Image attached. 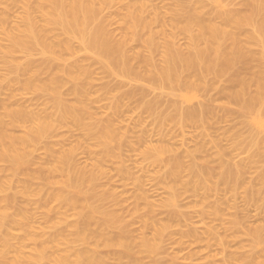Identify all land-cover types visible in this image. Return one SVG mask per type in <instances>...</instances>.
<instances>
[{
    "label": "rangeland",
    "instance_id": "374dc122",
    "mask_svg": "<svg viewBox=\"0 0 264 264\" xmlns=\"http://www.w3.org/2000/svg\"><path fill=\"white\" fill-rule=\"evenodd\" d=\"M202 2L206 4L207 12L214 10L212 0H107L100 4L102 7H100L95 25L96 23H106L108 33L114 42L121 43L125 40V27L131 21V14L138 13L144 22L157 21L154 27L158 32L157 52L162 53L166 45L165 41L172 40L170 37H164L162 32L167 34L173 32L170 19L174 12L180 8L178 4L183 3L188 8ZM248 2V0L245 2L243 0H222L223 6L219 9L222 11V16L225 15L224 18L231 14V11H233L232 13L237 11L245 14L246 11L250 12L249 7L245 5ZM12 3H14L13 0H0V62L2 61L4 64L6 60L3 59L7 57L4 58L3 52L5 53L8 41L3 37L2 31L11 29L15 24H20V21L22 23V18L25 15V9H21L22 5L18 4L17 6L14 3L16 8L11 6ZM211 6L212 8H210ZM5 12H8V17ZM222 16L221 20L224 19ZM4 17H7L8 20L5 23L2 22ZM258 18L257 21L260 22L261 17ZM254 30L253 26L246 27L244 36L246 38L254 36L257 33ZM263 31L261 34H255L254 37L258 38H256V43L246 44L249 49L247 50L254 56L255 61L252 66L256 68L255 73L264 72ZM59 33L62 34L60 30L56 29L54 34L59 35ZM59 36L63 37L62 39L66 38L64 35ZM73 41L71 53L57 51L58 54L56 53V57L54 55L53 57L44 54L43 48L39 47L36 49L38 52L35 50L32 54L33 57L30 56L34 60H31L29 56H18V61L20 60L22 63L31 60L36 62L35 64L37 62L42 64L46 60L45 57L50 60L58 57L55 61L56 68L60 62L64 63L65 61L63 66H66L60 67L62 71L60 69L56 71H60L57 74L60 79H63L61 91L64 92V99L76 111L78 115L76 114L75 117H79L80 122L55 115L40 117V120L34 124L32 122L25 125L21 123V127L16 128L11 123L12 119L0 116L2 129L8 137L25 135L28 137L26 142H16L21 153L18 159L9 156L4 161H0V251L4 250V241H7L11 246L10 253L6 254L4 258L0 257V264L11 262L14 259L13 248L18 245L22 246L26 256H30L36 251L44 252L49 259L41 264H56L58 261L55 263L54 260L61 254L69 256L68 264H78L77 257L81 258L83 264H92L90 258L93 255L103 261L101 264H264V208L259 212L260 206L263 204H261L262 199L264 202V156L263 159L260 158L256 162L257 168L251 165L252 169L245 171L243 179L246 177L247 181L244 180L246 182L243 181L244 184L239 185V189L236 188L237 191L236 189L227 191L229 194L223 193L224 190L226 192L225 187L224 189L220 187L222 191L218 189L213 193L210 192L209 197H207L208 192L205 189L204 192L202 189H199L202 190L201 192L198 190H196L198 192H194L195 190H191L193 189L191 183L188 184L190 177L187 172L182 174L181 181L177 184L171 182L170 179L171 183H166L163 178L168 171V164H164V161L168 162L178 154L187 156L188 152L189 155H200L198 152L195 153L196 147L202 145L204 141L209 144L207 147L210 155L207 154L208 159L211 157L216 161L214 164L210 158L211 161L208 163H211H209L210 165L207 163V166L209 165L213 169L219 168L220 156L224 152L222 147L226 145L227 151L228 149L233 152L235 150L234 147H231L230 137L234 138V135H245V133V136H249L251 130H258L250 121L252 116L249 121L241 119L248 116H240L238 114L241 113L239 106L232 105L230 99L228 104L227 96L224 95L226 90L233 86L232 82L228 81H231V77L241 71L243 66L233 68L226 73L227 76H230L226 77L224 74L219 77L220 80L217 78L218 81L215 77H213L214 79L211 78L212 76L207 77L208 81L206 82L205 79L203 82L205 87L201 83L202 85L196 87L195 90L181 89V91L177 85H174L177 90L173 86L168 89L158 86V89L153 85L150 87L151 84L146 81L151 71L160 66V54L151 61L150 65L142 64L141 58L148 54L143 51L141 43L131 42L124 49L131 68L137 70L144 79H138L135 76L123 78L110 75L112 73L109 72L107 74L101 63L98 62L101 67L95 63L96 56L85 51L79 41ZM175 41L179 47L183 48L182 50L187 49V39L181 36L177 37ZM43 54L46 56L43 57ZM58 55L62 56V59H66L63 61L59 59ZM67 63L70 66H80L87 72L86 75H80L81 81L78 83H88V88L75 87L74 83L64 76ZM4 64L0 63V115L4 114L3 107L5 103L9 102L10 93L3 79L14 77L8 71L9 67ZM7 65L9 64L7 63ZM252 73L246 75L247 80L249 78L252 80L255 77V74L252 75ZM184 74L186 76L188 73ZM45 76L47 77V75ZM194 77L192 79L191 76V81H197ZM211 81H214V84ZM251 84L253 85V83ZM19 87L20 85L17 84L15 89ZM74 88L78 94L73 96ZM143 88L147 91H143ZM252 89L255 88L252 87ZM66 91L67 93H65ZM134 91V94L138 92V96H131L134 95ZM127 92L129 94L132 92V94L126 95ZM142 92L145 95H141ZM220 92L222 94L224 92V94L222 95ZM28 95L32 96L33 94L26 93L18 96L19 100L22 97L20 104L25 102L31 108L36 106L37 109H43L45 99L46 102L53 104L52 96L44 95L43 99L37 100V103L39 101L38 108L36 101L32 102L30 96L26 97ZM26 99L28 100L26 101ZM53 102H58V100ZM48 103H45L44 108H47ZM51 104L50 107L48 105L47 112L53 110ZM151 104L155 106L154 111L145 110V105ZM9 105L12 109L18 108L16 104L11 105L9 102ZM199 107L206 108H202L203 111L208 107L210 112L208 110V113L205 114L200 111L203 113L202 115L208 117L211 115V118L209 117L211 121L208 117H206L209 120L207 123L206 118L205 121L201 119L199 123L204 124L205 122V124L200 126L204 127L209 122L213 124V121L217 120L214 119L215 117L221 118L217 120L220 123L217 124L216 121L217 125L209 124L213 127H207V125V129L200 128L198 125L200 129L197 130L196 124L195 127H192V124L190 127L183 126L185 127L183 129L182 125L175 121L180 117L178 108L193 110ZM117 108L124 110L122 112L119 109L118 112ZM259 109L264 118V103L259 106ZM164 117H177L173 121L177 122L179 126L175 127L173 121H171L172 124L167 125L168 121L163 122ZM212 117L214 118L212 119ZM240 119L241 121H239ZM202 121L203 123H201ZM241 122L245 123V126L241 125ZM46 123H48V127L44 128ZM104 126H109L113 136L106 147L101 143L100 138L101 128ZM218 126L219 128H217ZM246 126L251 128L250 133H247L250 128ZM215 127L218 129L217 131L213 130ZM36 128L38 130H35ZM225 130L228 132L226 133ZM230 130L234 132V135ZM209 131L211 134L208 133ZM229 132L232 134L230 137ZM261 132L264 135V130ZM201 133L207 134V137L204 135V141L198 137V134L202 136ZM223 133L228 135L229 140H226L227 137L225 139ZM209 135H212L216 142L212 140V137L210 139ZM167 136L171 137L167 138ZM196 136L199 141L196 140ZM222 138L223 140H221ZM216 143L221 146V149ZM0 144H2L1 141ZM227 145L230 147L227 148ZM249 146L245 149L250 147L254 149L247 150V153L244 150L245 154L235 150L237 154L234 152V156L232 155L231 159L228 158L229 164L235 165L239 160L242 162L244 159L243 162H245L246 159H249L247 156L250 153L253 155L256 151L255 147ZM157 149L158 153L156 154L155 150ZM0 151L3 152L2 145H0ZM148 152L154 154L149 159L144 156ZM185 156L183 163L185 165L192 164L191 158L188 160V157ZM207 157L203 158L206 160ZM155 158L163 162L154 164ZM201 162L199 161V163ZM215 165L218 166L215 167ZM222 169L219 168L220 173L224 171ZM219 171L217 170L218 173ZM258 177L263 180L257 181ZM243 187L245 191L248 187H251V190L253 188V191L250 192L249 189L245 192ZM259 187L263 188L261 195V189H257ZM205 192L207 193L205 194ZM247 192L248 194L254 193L257 199L253 197L254 201V199L247 198ZM256 192L259 194L257 195ZM259 195L262 197H260L261 200L258 198ZM203 196H206L207 199ZM67 199H74L78 208L72 206H68V208ZM113 200H117L115 201L117 204ZM256 200L260 205L259 203L256 205ZM249 203L255 205H249ZM214 209L218 212L217 215ZM81 210L87 211L92 217V220L84 225L78 222L77 213ZM6 214L9 217L4 220L2 217ZM257 229L260 230V236H257L259 243L256 242L257 237L252 236V231ZM60 233H63V236ZM89 240L93 243L90 244ZM96 240L100 243H108L110 246L97 248L93 245ZM69 248H72L73 251L67 252L66 250ZM75 251H80V254L83 251H87V253L79 256L80 254L76 255ZM121 256L122 259L119 260Z\"/></svg>",
    "mask_w": 264,
    "mask_h": 264
},
{
    "label": "bare ground",
    "instance_id": "6f19581e",
    "mask_svg": "<svg viewBox=\"0 0 264 264\" xmlns=\"http://www.w3.org/2000/svg\"><path fill=\"white\" fill-rule=\"evenodd\" d=\"M105 1L107 0H13V2L17 4V6L18 4L22 5L21 9L23 8L25 9L24 11L25 15L22 18L23 19L22 23L20 21V24L18 25L15 24L14 27L12 26L13 28L11 27V29H8V30L5 29L4 31H2L3 37L8 41V45L5 47V50H4L5 53L3 52L4 58L5 56L7 57L6 59H3V60H6L5 61L6 65L2 63V61L0 63L4 64L5 66H8L9 67L8 71H10V74L14 76L13 78L11 77V79L4 78L3 82H6L4 84H6V86L9 88L8 90L10 91L9 99H8L10 104L11 105L16 104L18 108L12 109L11 106L9 105V102H7L4 104V107H3V109L5 110L4 114L0 116L9 117L10 119H12L11 123L16 128L21 127V123H24L25 125L27 123L32 122L34 124L37 120H40V117H53L55 115H58L59 117H64L65 119L72 118L75 122H80V118L75 117L78 115L76 111H74V109L67 104V100L64 99V96H65L64 92L61 91V88L63 86L62 85L63 79L62 78L60 79V77L57 74V72H60V71L59 70L56 71L57 69H60V67L66 66V65L63 66L65 63L64 59L66 58L64 59L61 58L63 56L62 53H61L62 55L61 57L58 55L60 57L59 59H62L64 63L60 62L62 63L61 64L62 66H61L58 60L57 62L59 63V65L56 68L55 61L57 60L58 57L50 60L45 57L46 55L44 56V54H49L52 56L54 55L56 57L57 51L71 53L73 50L72 44H71L72 42H74L73 40L79 41L82 44V47L85 51L92 53L94 56H96L97 61H95V63L97 64L101 63L102 67L104 66L103 68L106 69L107 74L109 72V73H112L110 75H113V76L115 75V76H120L123 78L135 76L138 79H144L143 77L139 75L137 70L131 68L129 61H128L129 58L127 57L125 53V49H124L131 42L137 41L138 43H141L143 47V51L148 54L144 56L143 58H141L142 64L146 66L150 65L151 61L160 54V59H161V60L159 59L160 66L157 69H154L151 71V73L147 76L148 80L146 82L149 81L148 84H151L150 87H152L153 85V87L155 86L158 88L159 86V88L163 87V89L164 88L168 89V87H171V86L174 87V85H177L179 87V90L181 89L182 90L184 89L185 90L186 89L195 90L196 87H198L199 85H202L201 83L205 82L204 81L205 79L207 82L208 81L207 79L212 76L211 78L215 77L217 80V78L222 77V75L224 74L226 77H228L230 76V75L228 76L226 75L228 71L232 70L233 68L237 66L239 67L240 65H242L243 66L242 70L235 73L231 77V81H228V82H232L233 86L227 89L225 94L223 92V94L227 96V98L226 97L225 98L228 99V104H229V99H230L232 105L234 104L235 106L236 105L239 106L241 113L238 110L239 112L238 114L240 116L242 115L248 116V117H244L241 119L249 121V118L252 116V120L250 121L251 123L252 122L254 123V125L257 127L258 130L253 131L251 130L250 127L246 126L250 128L248 129L249 132L247 133H250V130H251V134H248L249 136H245L246 133L245 135H234L233 134L234 132H232L231 130L230 131L234 135V138L230 137V135L232 136L231 132L228 133L230 138L227 137L228 135L226 136L225 133L223 134L225 136V139L227 137L226 140H229V139L231 140L230 142L232 143V145L234 143V146L231 145V147H234L236 152L239 151V153L245 154L243 151L245 150L246 152L249 149L253 150L254 148L250 147L252 146V147H255L256 153L254 152L253 155L250 153L249 155L251 156L248 157L249 156L248 155L247 158L249 159L245 158L246 159L245 162H243L244 159L242 158L243 159V160L241 159L242 162L239 160L238 163L236 162L237 164L232 165V164H229L228 158L230 157L232 158V155L234 156V154H237V153L235 152L234 149L233 150L235 153L231 150L229 151V149L227 151V149L225 148L226 145L223 146L224 149L222 147V150L224 152L222 153L220 150L222 154L220 156L219 168H223L222 170L224 171H221L220 173L219 168L213 169L211 166L209 167L210 165L209 163L211 162L208 163V161H211V159L213 160V158L210 157L211 159L209 158L210 159L209 160L207 157L209 155V151L207 150L208 149L207 147H209L208 146L209 144H207L208 142L205 143V141L203 140V138L207 137V134L201 133L202 136L198 134V137L202 138L204 142L202 144L201 143L202 140H201L200 143L202 145L199 144L200 146L196 147L197 150L195 151V153L198 152L200 155L198 154L189 155L190 153L188 152L186 154L187 156H185L184 154H180L181 155L180 157V155L178 154V155H175L173 158H171L172 160L170 161L168 160V162L164 161V164L165 163L166 165L168 164L167 165L168 171L163 177L166 183L167 182L171 183L173 181L174 184H177L179 181H181L180 179H181L182 174L187 172V174L190 177L189 178L190 181L188 182V184L191 183V186L193 188V189L191 188L189 189L193 191L195 190L194 192L200 191L199 189H202L204 192V189H205V191L208 192V194H206L207 192H205L207 197L211 195L210 192L213 193L217 191L218 189L219 191L220 190L222 191V188L220 189V187H223V189L224 187L226 188V192H224L225 190L223 191V193H226V194L227 193L229 194L230 191H233L236 188L239 189L238 186L239 185L241 186V184L243 185L244 182L247 181L246 177L245 179H243L244 173H246L245 171L249 170L250 168L252 169V167L250 166L251 165L255 166L256 162L260 158L263 159V156H264V151H263L264 135H262V132H261L262 130H264V118H263L261 110L259 109V106L264 103V72L263 71L262 72L259 71L258 73L254 72V70L256 69L252 66L254 65L253 63L255 61L254 56H252L249 53L248 51L249 49L246 47L247 43L253 44V42H255L258 39L257 37H256L257 39L254 37L255 34H258V33L261 34L264 29V0H248L249 1L248 4H245V5L249 7L250 9V12L248 11L249 13H247V11H246L247 14L246 13L242 14L237 11L232 13L233 11H231L230 12L231 14L227 15V13L225 12V14L227 15L226 18H224L225 15L224 17L222 16V11L219 9L221 6H223L222 0H212V2L214 3V5L212 4L214 10H211L208 12L206 11L207 9L205 10L206 4L204 2L198 3L195 6L188 7V8L183 3L178 4L180 8L176 12H174V14L172 15L170 19L171 25L173 26V32H171V34H167L164 31L162 32L164 37H170L172 39L171 41H167V40L165 41L166 45L162 53L157 52L158 51V45H157L158 32L155 31L154 29L155 25L157 24V21L144 22L141 19V17L138 15V13L131 14V21L125 27V40L121 43L114 42L111 35L108 33L106 23L104 22L100 24L96 23L95 25L100 7H102L100 6V4L104 3ZM243 2H245V0H243ZM10 3L11 2L9 1V4ZM14 3H12L11 6ZM17 6L15 7L17 8ZM210 8H212V6ZM5 13L7 15L8 12H5ZM221 16L224 18L223 20H221ZM7 17L2 18L3 23L6 22ZM258 17H261L260 22L257 21L259 19ZM248 26H253L255 29L254 31L257 33H255L254 36H248L246 38L244 36V29ZM56 29L62 32V34L59 33V35L61 36L64 35L66 38L62 39L63 37L61 38L58 34L55 35L54 33ZM181 36L187 39L188 41L187 49L185 48L186 50L185 49L182 50L183 48L181 46L179 47L177 45V42L175 41L177 37H181ZM39 47L43 48L44 50L43 57H45L46 60L45 61L42 60L43 61L42 64L40 62H39L40 64L38 62L37 64H35L36 62L31 61L33 58H31L30 56H32L33 52H35V50L38 49ZM43 50L40 49V51H43ZM19 55H22L25 57L29 56L31 60L25 61L26 63H22L20 62V60L18 61ZM27 60H29V58H27ZM7 63L10 66L7 65ZM101 64H99V66ZM68 65L65 69L63 68L64 76H67V79L70 80L72 83H74L73 86L75 87L80 86L83 88L84 87L88 88L89 87L88 83H78V81H81L80 75H86L87 72L80 66H77V65L70 66L69 65L68 67ZM54 70L55 72H53ZM60 70L62 71V69ZM251 72H253L252 75L255 74V77L253 76L254 78L252 80H249L250 78L247 80L248 77L246 78V75ZM184 73H188L189 75L187 74L188 76L187 75L185 76ZM45 75H47V77ZM183 75L185 78L183 77ZM43 76L46 78H44ZM191 76H192V79H193V76H195L194 78L197 79V81L196 80L191 81ZM217 81L215 82V84L217 83ZM211 82L214 84V81H211ZM251 83H253V85ZM17 84L20 85V87L18 89H15ZM203 86H204V83H203ZM206 87H208L207 84H206ZM252 87L255 89H252ZM142 90L144 91L145 89L143 88ZM176 90H177V87H176ZM72 91L73 89L71 90V92ZM146 91L147 90H145V92ZM49 92H51L52 94ZM26 93L33 94L32 96L28 95L26 97L30 96L32 98V99L30 98V100H32V102L36 101V103H37V100L43 99L44 95H47L46 97H48V95L52 96L51 98H53L52 99L53 104L46 102V99L43 102H44V107H45V103H48L49 107L51 104V107H53L52 108L53 110L51 112H47L48 111L47 104H46L47 108H44L42 105L43 109H40L38 107L39 101L37 103V107L40 110L35 108L36 106L34 108H31V106H28L29 104L26 105L25 102L20 104V100H22V97L19 100L18 96L20 95L22 96V94H26ZM65 93H67V91ZM72 93H74L73 96L78 94L75 88H74V92ZM108 93H111V92H108ZM134 93L135 91L133 92V94ZM137 93L131 96L136 97L138 96ZM143 93L144 92H142L141 95H145ZM130 94H132V92H130ZM130 94L127 92L126 95L130 96ZM140 98H143V96H140ZM27 100L28 99H26V101ZM57 100L58 102H53ZM41 101H40V104H42ZM48 101L50 102L51 99ZM154 108H155L154 104L147 105V106L145 105V110L149 112H153ZM199 108H194L193 110L191 109L187 110L185 108H184L185 110L183 109L181 110V108L180 109L176 108L178 111L180 110L179 111L180 117L178 118L176 117L178 120H175L176 118L174 117H173L174 119L172 117L170 118L164 117L163 119L164 121L163 120L162 121L163 122L168 121L166 123L168 125L170 123L172 124L171 121L175 120L180 125H182L183 129H185V127L183 126L190 127L191 124H192L191 125L192 127H195L197 125L196 127L198 128V125H199L200 128L205 127V129H207V127H211L212 125L216 123L217 124L220 123L217 121L218 118L219 120L221 119L220 117H217V118L212 117V119L213 118L217 119L216 120L217 122L213 121L214 122L213 124L209 122L208 124H206V126L208 125L207 127L206 126L202 127L205 124V122L204 124H200L199 122L201 121V119L205 121L204 119L208 117L202 114L203 113L206 114V112L208 113L209 109L207 107V110L203 111L202 110L203 107H201L200 109ZM119 109L120 108H117L116 111L119 112ZM203 109H206V108H203ZM123 110L124 109H122L121 111L123 112ZM200 110L203 113H201ZM200 114H201V117H200ZM1 117H0V141L2 142V144L0 145H2L3 152L0 151V161H4L5 158L9 156L13 157L14 159H18L21 156V153L16 146V142L17 141L26 142L28 137L26 135L22 137H15V136L8 137L2 129V125H1L2 118ZM210 118L209 120L211 121ZM241 119L239 121H241ZM209 120L206 118V123ZM175 121H173V123ZM203 121L201 123H203ZM177 122L174 123L175 127L179 126ZM224 122H227V121H224ZM139 123L141 122L139 121ZM242 123L243 122H241L240 124L241 125L245 124V123L244 124ZM209 124H212V125H209ZM46 127H48V123L44 125V128ZM200 128H198L197 130H199ZM217 128H219V126ZM214 129L215 131L218 130L216 129V127L213 128V130ZM229 129L230 127L228 128V131ZM35 130H38V128H36ZM169 130L171 131V129ZM228 131H226V133ZM208 133L211 134L210 131ZM100 134H101V137H100L101 143L106 147L109 144L110 140H112V137H113L112 131L109 128V126H104L101 128ZM170 135H171V132H170ZM168 137L169 136H167V138ZM209 137L211 139L212 135H209ZM197 139L198 138L196 136V140ZM233 139L234 141L232 142ZM212 140H215V138H213ZM221 140H223V138ZM218 143H216V145H218ZM220 145H218L219 149H221ZM228 145H227V148L230 147V146L228 147ZM247 146H249L250 148L248 147L249 149H245ZM155 153L156 154L158 153V149L155 150ZM152 155L154 154H152L151 152H148L144 156L145 158L148 157L149 159L152 157ZM184 156L186 158L188 157V160L191 158L190 160L192 161V164L185 165L183 163ZM204 156L207 157L206 160L203 158ZM236 158H237V155H236ZM203 159L205 160L204 162H203ZM198 160L200 162L202 160L203 163L202 162L199 163ZM213 161L215 164L216 161L215 160ZM153 162L154 164H158V162L160 163L163 161H159L158 158H155ZM207 163L209 164L208 166H207ZM216 166L218 165H215V167ZM255 167L257 168V166ZM217 170L219 171V173L217 172ZM258 171H259V168H258ZM261 177L260 178L258 177L259 180L257 181L260 182V179L263 180ZM169 179L171 182L169 181ZM263 183H264V180H263ZM261 187L257 189H261ZM250 188L251 187H248V189L247 188L246 189L249 190ZM238 189H236V191ZM262 189L261 191L259 190L260 195L264 192V191L262 192ZM251 191H253V188L252 190L250 189V192ZM234 192L232 193L236 195V193ZM254 193L248 194L247 192L248 196L246 197L250 199H254L256 197ZM256 194L258 195L259 193L256 192ZM260 195L258 198L261 197ZM207 197L205 196L204 198L207 199ZM67 200H68L66 202L67 207L72 206L76 209L78 208L74 199H67ZM248 201H253V200H248ZM258 203L256 200V205H258ZM250 204L251 203H249V205ZM261 204L262 205L260 206L261 208L259 209L260 210L259 212H261V209L264 208L263 199H262ZM251 205H255V204H251ZM215 212L217 215L218 212L217 211ZM2 214H4V212H2ZM77 216H78V222H80L79 224H82V225L87 224L88 222H90V220H92L90 213L84 210H81L80 212H78ZM8 217L9 216L6 214L2 218L6 220L8 219ZM258 229L256 231H252L253 232L252 236L254 235L256 237L260 236L259 234L260 230ZM62 234L63 233H60L61 236H63ZM257 240H258V237L256 238V242H258ZM89 241L87 242L89 243ZM92 243L93 241L90 244ZM93 245L96 246L97 248L100 246H110V244L104 243V242L100 243V241L98 240H96ZM3 247H4V250L0 251V257L2 258H4L6 254H9L10 253L9 250L11 249V246L9 245L7 241H4ZM13 251L15 252L14 259L11 262H5L4 264H41L44 261L49 259L45 255V253L41 251H36L30 256H26L22 250V246H19V245L14 247ZM66 251L72 252L73 249L69 248ZM85 253H87V251H83L82 254H80V251H75L76 255L80 254L79 256L85 255ZM90 259H91L92 264L94 263L101 264L103 262L101 259H98L96 255L91 256ZM120 259H122V256L119 258V260ZM68 260H69V256L67 254H61L60 257L59 256L56 257L54 262L56 263V261H58V263L56 264H68ZM77 263L83 264L80 257H77Z\"/></svg>",
    "mask_w": 264,
    "mask_h": 264
}]
</instances>
